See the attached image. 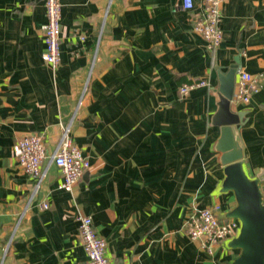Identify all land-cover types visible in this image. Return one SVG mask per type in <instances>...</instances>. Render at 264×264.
I'll use <instances>...</instances> for the list:
<instances>
[{
  "label": "crops",
  "instance_id": "obj_1",
  "mask_svg": "<svg viewBox=\"0 0 264 264\" xmlns=\"http://www.w3.org/2000/svg\"><path fill=\"white\" fill-rule=\"evenodd\" d=\"M59 62L44 60L43 0H0V264H78L77 217L90 215L110 264H235L240 222L224 168L240 161L264 188V0H226L222 41L210 51L193 31L195 0H60ZM235 68L230 112L213 122ZM259 80L233 99L238 72ZM207 86L181 97L179 87ZM64 127L89 167L71 191L57 188L49 156ZM43 136L45 175L21 171L17 140ZM46 203L47 207L42 205ZM217 207L238 231L208 252L189 238L188 211Z\"/></svg>",
  "mask_w": 264,
  "mask_h": 264
},
{
  "label": "built area",
  "instance_id": "obj_2",
  "mask_svg": "<svg viewBox=\"0 0 264 264\" xmlns=\"http://www.w3.org/2000/svg\"><path fill=\"white\" fill-rule=\"evenodd\" d=\"M43 1L45 8V22L41 25L45 43L43 58L52 69H55L60 55L62 4L60 0ZM225 1L202 0L203 8L195 13L193 18V31L204 38L210 51H214L222 41L221 5ZM181 6L186 11H193L195 0H181ZM207 85L205 79L184 83L179 87V94L183 98L192 89ZM258 88V78L240 70L233 99L247 103ZM17 148V163L21 171L37 179V188L45 175L42 168V161L46 157L43 136L37 132L24 135L17 140ZM49 162L60 171L61 179L57 188L65 191H71L89 167L88 158L72 142L68 127L63 128L59 142L49 156ZM42 206L46 208L47 204L44 203ZM77 221L78 235L85 253V259L78 264H110L105 254L106 240L97 233L91 216L81 214ZM185 229L191 240L198 241L211 253L213 245L237 234L238 223L234 219L220 218L217 207L193 208L187 213Z\"/></svg>",
  "mask_w": 264,
  "mask_h": 264
},
{
  "label": "water",
  "instance_id": "obj_3",
  "mask_svg": "<svg viewBox=\"0 0 264 264\" xmlns=\"http://www.w3.org/2000/svg\"><path fill=\"white\" fill-rule=\"evenodd\" d=\"M235 68L227 74L221 89L222 98L213 119L217 125L236 123L238 120L229 109ZM224 173V190L233 191L237 202L228 216L240 222L239 232L231 241L234 247L241 250L235 264H264V195L257 181L245 176L240 161L227 164Z\"/></svg>",
  "mask_w": 264,
  "mask_h": 264
},
{
  "label": "rangeland",
  "instance_id": "obj_4",
  "mask_svg": "<svg viewBox=\"0 0 264 264\" xmlns=\"http://www.w3.org/2000/svg\"><path fill=\"white\" fill-rule=\"evenodd\" d=\"M262 190H263L262 193H263V195H264V188H263Z\"/></svg>",
  "mask_w": 264,
  "mask_h": 264
}]
</instances>
